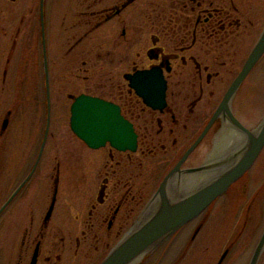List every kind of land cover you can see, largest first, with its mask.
I'll return each instance as SVG.
<instances>
[{
  "label": "rangeland",
  "instance_id": "374dc122",
  "mask_svg": "<svg viewBox=\"0 0 264 264\" xmlns=\"http://www.w3.org/2000/svg\"><path fill=\"white\" fill-rule=\"evenodd\" d=\"M118 1L44 0L49 63V132L34 175L0 212V264H29L37 238L43 240L38 264H98L119 238L115 230L109 236L107 221L100 224L96 209L90 215L99 195L103 176L98 177L109 157L110 145L92 149L70 127L73 96L87 90L102 95V91L112 84L109 83V72L118 67L116 57L114 59L113 51H110L115 40L116 18L113 24L107 22L104 27L93 31L94 38H85L77 47L71 46L81 35L95 28L96 19H92L91 25L84 22L87 19L85 13ZM144 3L147 0L137 2L142 6ZM41 9L42 0H0V208L33 167L47 129ZM255 13H259L262 22L264 11L256 10ZM259 26L251 35V45L258 40L262 28ZM261 63L251 75L249 94L245 96L248 101L237 107L245 120L254 123L264 116V58ZM86 75L90 79L86 80ZM7 117L8 124L3 129ZM196 127L199 124H194L190 133ZM189 142V138L181 140L184 146ZM172 162L171 157L165 170L164 165L159 166L157 160L150 158L144 161L145 169L130 164L134 171H146L148 165L155 171L149 174V169L137 177L134 192L146 181L148 185L141 192L145 191V198L149 197ZM58 166L61 176L57 201L49 227L43 228L54 195ZM257 191L264 193V149L242 180L217 201L207 225L200 228L195 241L189 245L197 225V221L192 220L138 264H217L230 238L237 235L234 249L222 264H247L264 226V212L248 217L246 211V204ZM142 204L133 203L136 210L131 218L125 214L122 216L124 223L128 221L122 233ZM26 228L29 233H25ZM40 230L45 236H40ZM259 264H264V252Z\"/></svg>",
  "mask_w": 264,
  "mask_h": 264
},
{
  "label": "flooded vegetation",
  "instance_id": "af4514ba",
  "mask_svg": "<svg viewBox=\"0 0 264 264\" xmlns=\"http://www.w3.org/2000/svg\"><path fill=\"white\" fill-rule=\"evenodd\" d=\"M138 1L132 0L123 5L127 0H119L114 5H107L99 10L85 13L87 17L84 19L85 23L91 25L92 19H96L95 28L81 35L71 46L72 48L77 47L85 38L88 40L94 38L91 35L93 31L104 27L107 22L113 24V19L116 18L117 25L114 26V34L112 33L115 40L110 51H113L118 67L114 72H109V83L112 84L107 86L106 90L102 91L103 94L99 96L120 106L122 113L133 123L138 135V146L135 151H117L110 147L109 157L99 173L98 178L102 176L103 178L99 183V195L92 205L90 215H93V210L96 209L95 213L97 219L101 220L100 224L107 221L106 231L109 236L115 230V235L120 237L124 225L128 222L126 220L127 222L124 223L121 220L122 216L125 214L127 218H131L136 210V205L133 203H144L148 198L144 196L145 191L141 192L148 182H142L143 187L134 192L135 179L149 169V174L155 171L148 165V170L138 172L130 169L131 165L144 168V161L150 158L157 160L159 166L164 165L165 170L172 157L171 166L163 172L159 181L165 177L184 156L187 148L203 132L227 89L242 70L256 43L255 41L251 45V35L254 29L259 24V27H262L257 39L264 29V20L260 22L259 13H255L256 10L264 11V0H158L156 4L155 0H147L143 6L137 4ZM5 11L8 12V10ZM263 58L264 56L256 63L247 75L248 77L242 81L231 101L232 113L242 124H246V120L237 107L245 105L248 101L245 96L249 94L251 75L260 68ZM144 70L158 73L166 82V102L163 108H155L148 104L138 94L136 87L132 86L128 74ZM140 76L139 74L134 78L136 85L139 83ZM144 77L148 83L154 80L153 75H144ZM84 78L88 80L90 76L86 75ZM84 92L94 94L90 90ZM229 123L231 122L223 116L218 117L188 155L181 168L202 163L207 146H211L212 141L208 143L209 140ZM194 124H199V127L190 133ZM186 138H189L190 142L184 146L181 140H186ZM60 173L58 166L56 177L59 181ZM184 175L185 173H182L178 177L182 179ZM244 176L234 184L240 182ZM110 184H112L111 187H109ZM232 186L193 220L197 221V225L189 245L195 241L201 231L199 229L197 233V227L202 224V229L204 225H207L217 201L221 200ZM263 194L261 191L255 192L246 204L248 217L264 212ZM222 204L224 206L223 200ZM50 222L51 219L44 224L43 228H48ZM91 228L92 226L90 230ZM25 230V233H29L28 228ZM39 232L41 237L45 236L43 230ZM82 233L85 236L86 231L83 230ZM237 238L238 235L230 238L217 264L225 261L234 249ZM36 241L35 247L39 245L38 264L43 240L37 238ZM25 242L24 239L23 245ZM225 251L227 254L220 262Z\"/></svg>",
  "mask_w": 264,
  "mask_h": 264
},
{
  "label": "water",
  "instance_id": "95a60500",
  "mask_svg": "<svg viewBox=\"0 0 264 264\" xmlns=\"http://www.w3.org/2000/svg\"><path fill=\"white\" fill-rule=\"evenodd\" d=\"M131 1L127 0L123 5ZM43 6L44 0H42L41 9L42 37L44 69L49 99V67ZM263 54L264 31L255 44L242 71L228 89L224 100L215 111L203 132L187 149L182 159L165 176L136 220L100 264H138L183 225L197 217L252 166L264 147V116L255 123L246 120L251 127L257 126L260 123L256 128H246L233 117L231 101L243 79ZM139 74L141 76L138 85H136L134 78ZM136 75L128 74V77L131 79V84L138 88V93L153 107L163 108L165 106L166 82L161 75L152 73L150 70L140 71ZM144 75H153L154 80L148 83ZM221 116L238 126L244 132L245 137L242 136V132L237 127L229 123L216 132L212 136L213 138L209 140L208 143L212 141L211 146L206 145L207 149L199 166L181 168L182 163L204 137L214 120ZM7 124L8 117L4 120L3 129ZM71 128L92 148H100L110 143L111 146L118 150L134 151L138 146V135L133 123L124 117L119 105L101 97L84 93L75 97L71 106ZM243 137L244 139H242ZM45 141L46 134L32 171L5 201L0 208V212L12 201L29 180L41 158ZM205 154L209 155L206 156ZM210 156L212 160L209 158ZM211 171H213L212 175L207 178ZM182 173H185V175L180 179L178 176ZM57 181L56 179L54 195L45 217V223L50 219L56 203L58 192ZM263 250L264 232L249 264H257L261 254L263 255ZM37 259L38 247L30 264H37Z\"/></svg>",
  "mask_w": 264,
  "mask_h": 264
},
{
  "label": "bare ground",
  "instance_id": "6f19581e",
  "mask_svg": "<svg viewBox=\"0 0 264 264\" xmlns=\"http://www.w3.org/2000/svg\"><path fill=\"white\" fill-rule=\"evenodd\" d=\"M250 71H251V70H250ZM247 77H248V76H246L245 79H246ZM241 84H242V82H241ZM241 84H240V86H241ZM240 86H239V88H240ZM239 88H238V89H239ZM236 93H237V91H236ZM236 93H235V95H236ZM235 95H234V97H235Z\"/></svg>",
  "mask_w": 264,
  "mask_h": 264
}]
</instances>
